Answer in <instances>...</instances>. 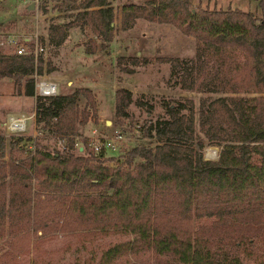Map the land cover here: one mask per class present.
Masks as SVG:
<instances>
[{
    "label": "trees",
    "instance_id": "trees-1",
    "mask_svg": "<svg viewBox=\"0 0 264 264\" xmlns=\"http://www.w3.org/2000/svg\"><path fill=\"white\" fill-rule=\"evenodd\" d=\"M78 6L82 12L72 21L47 29L50 43H61L73 25H89L110 42L108 0H82ZM137 18L172 25L216 55L240 51L245 67L233 82L252 85L260 95L214 97L196 110L190 100L187 106L167 105V118L146 127L154 143L118 157L93 153L86 139L81 150L73 146L76 126L86 116L78 96L94 104L89 89L37 95L36 129L62 139V148L36 144L33 156L22 157L0 127V262L35 237L120 231L131 239L106 248L101 263L146 252L150 262L128 264H248L243 258L261 251L253 254V264H264V13L256 19L236 8L195 7L190 0L121 5V24ZM36 60L40 75L43 60ZM32 70L31 55L0 53V78H10L16 94L32 96ZM131 102L129 90H114L115 124L122 125ZM206 146L218 147L215 159L203 157Z\"/></svg>",
    "mask_w": 264,
    "mask_h": 264
},
{
    "label": "rangeland",
    "instance_id": "rangeland-1",
    "mask_svg": "<svg viewBox=\"0 0 264 264\" xmlns=\"http://www.w3.org/2000/svg\"><path fill=\"white\" fill-rule=\"evenodd\" d=\"M81 1L38 0L37 6L38 36L44 47L39 54L44 64L40 75L55 83L57 81L61 92L69 93L76 87H86L93 93V106L88 102L86 104L81 95L76 103L78 109L86 114L84 122L78 123L75 129L79 135V143L91 135L95 125L102 135L108 134L111 129H119L123 133V141L115 144L113 151L106 150L110 156L118 157L133 146L154 143L146 135V127L156 119L167 118V105L179 102L187 106V100H190L196 110L202 100L208 101L214 97L250 99L260 95L253 91L252 85L245 87L239 82H233V78L245 67V59L240 51L225 50L216 55L208 48L204 50L202 42L165 23L137 18L121 24V5L128 1L142 4L145 0H108L113 11V36L110 42H103L89 25L82 28L73 25L66 28L61 43H50L47 29L53 25L64 26L72 21L82 12L78 6ZM207 1L203 0L202 5L196 0L197 4L190 0L195 7L238 8L250 12L256 19L264 13V0L260 3L258 0H211L206 4ZM30 2L31 0H0V53L14 52V45L9 41L21 43L22 38L33 32V10H28L26 6ZM28 43L30 41L25 42V45ZM97 62L100 67L96 66ZM63 63H67L70 68L66 72L67 76L61 73ZM47 72H51V75L46 78ZM68 81H71L70 86L67 85ZM117 88L129 90L132 97L122 125L115 124L113 115V92ZM30 99L31 97L23 99L16 94L10 78H0L2 135H6L4 126L1 125L6 111L32 112L34 107ZM34 127L37 133L35 146L45 145L56 150L58 146L55 145V137L43 130L38 132ZM11 141L14 142L12 139ZM13 147L16 148L15 143ZM20 152L18 154L25 157ZM217 152L216 146H206L202 150L205 159H215ZM29 181L33 186V174H30ZM128 239V235L120 231L105 236L99 232L77 235L55 233L32 238L29 243H21L18 251L13 253L14 256L4 259L0 264H103L100 262V255L104 249ZM260 253L258 251L253 254L256 256ZM253 254L243 258L244 261L253 264ZM133 259L151 261L149 253L138 252L131 255L126 252L113 264H128Z\"/></svg>",
    "mask_w": 264,
    "mask_h": 264
},
{
    "label": "built area",
    "instance_id": "built-area-1",
    "mask_svg": "<svg viewBox=\"0 0 264 264\" xmlns=\"http://www.w3.org/2000/svg\"><path fill=\"white\" fill-rule=\"evenodd\" d=\"M33 3V14L31 16L33 23V32L26 38H22L21 43H15L14 40L9 41L14 45V52L17 55H31L33 60V70L30 75L32 79L33 94L31 96L32 105H35L36 96H54L57 92V85L53 81L45 79L36 71L37 56L43 51L44 47L40 43L38 36V0H31ZM22 37V36H21ZM20 37V38H21ZM30 41L27 45L25 42ZM5 138H11L16 148L20 150L25 156L31 157L35 153V140L37 133L35 132L34 112L29 114L23 113H8L4 119ZM30 128V129H29ZM30 132L28 133V131ZM123 141V133L119 129H111V131L102 135L96 129L92 130L90 136L87 137V146L93 153H103L106 150H114L115 144ZM216 157V156H215Z\"/></svg>",
    "mask_w": 264,
    "mask_h": 264
},
{
    "label": "crops",
    "instance_id": "crops-1",
    "mask_svg": "<svg viewBox=\"0 0 264 264\" xmlns=\"http://www.w3.org/2000/svg\"><path fill=\"white\" fill-rule=\"evenodd\" d=\"M191 1H193L194 3H195V0H191ZM209 1H211V0H208L207 1V3L206 4H208L209 3ZM196 2L197 3H203V0H196ZM213 2V4H214V1H212ZM197 3H195V4H197ZM202 5H204V3L202 4ZM215 5V4H214ZM232 9V8H231ZM236 9H238V8H236ZM239 10H241V9H239ZM243 11V10H242ZM95 64H97L96 66H98V67H100V65L98 64V62L97 63H95ZM69 67V65L67 64V63H63V65H62V72L61 73H63L64 74V76H67L68 75V73H66V72H69V69L70 68H68ZM67 68V69H66ZM51 72H47V73H45V76H46V78L48 77V76H50L51 74H50ZM60 73V72H59ZM47 80H49V81H53L52 79H48L47 78ZM56 85H57V92H56V94H67L66 92H61V89H60V87H59V83H57V81H56ZM67 85L68 86H70L71 85V81H68L67 82ZM77 88V87H76ZM79 88H86V87H79ZM21 97H23V99L24 98H28L27 96H22V95H20ZM30 98V97H29ZM31 100V99H30ZM8 113H15V114H18V113H23V114H29V113H25V112H23V111H10V109L8 110V111H6V114H8ZM5 114V115H6ZM4 119H5V117H4ZM82 123V122H81ZM80 124V123H79ZM78 124V125H79ZM2 125H4V121H3V123H2ZM97 125H95V126H93V128H92V130H94V129H96L97 130V127H96ZM92 130H91V132H92ZM79 137V135H77V134H75L73 137H72V140H73V146L75 147V148H78V150H81L82 148H81V142L79 143V141L77 140V138ZM53 139H55V145L56 146H58L57 147V149H61L62 148V143H63V140L62 139H58V138H53ZM109 151H113V150H109ZM103 156L104 157H115V156H110L109 155V152L108 151H104L103 153ZM111 163V162H110ZM111 165V164H110ZM112 232H114V231H108V232H105V233H101L103 236H105L106 234H111ZM124 234V233H123ZM126 234V233H125ZM126 235H128V240H130L131 239V235H129V234H126ZM124 241H127V240H124ZM122 242V241H121ZM117 243H120V242H116V243H114V244H117ZM114 244H112V245H114ZM112 245H110V246H112ZM110 246H108V247H110ZM108 247H106V248H108ZM105 248V249H106ZM104 249V250H105Z\"/></svg>",
    "mask_w": 264,
    "mask_h": 264
},
{
    "label": "water",
    "instance_id": "water-1",
    "mask_svg": "<svg viewBox=\"0 0 264 264\" xmlns=\"http://www.w3.org/2000/svg\"><path fill=\"white\" fill-rule=\"evenodd\" d=\"M27 9L28 10H32L33 9V3L32 2L29 3V5L27 6Z\"/></svg>",
    "mask_w": 264,
    "mask_h": 264
}]
</instances>
